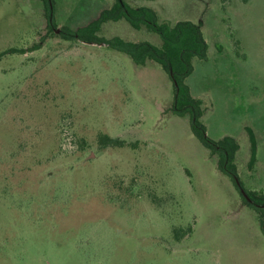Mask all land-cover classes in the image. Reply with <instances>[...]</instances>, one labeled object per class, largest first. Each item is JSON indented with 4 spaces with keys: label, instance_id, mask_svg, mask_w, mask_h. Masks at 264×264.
Segmentation results:
<instances>
[{
    "label": "rangeland",
    "instance_id": "374dc122",
    "mask_svg": "<svg viewBox=\"0 0 264 264\" xmlns=\"http://www.w3.org/2000/svg\"><path fill=\"white\" fill-rule=\"evenodd\" d=\"M126 1L200 27L207 59L186 83L206 134L240 144L242 188L264 194V0ZM114 2L0 0V264H264V219L173 113L169 71L62 36ZM102 33L161 43L125 20Z\"/></svg>",
    "mask_w": 264,
    "mask_h": 264
},
{
    "label": "trees",
    "instance_id": "16d2710c",
    "mask_svg": "<svg viewBox=\"0 0 264 264\" xmlns=\"http://www.w3.org/2000/svg\"><path fill=\"white\" fill-rule=\"evenodd\" d=\"M50 13L49 0H43ZM154 1V0H148ZM125 20L135 30L146 28L160 37L161 43L155 45L150 42H134L122 37L115 36L106 38L102 31L103 25L109 22ZM49 27L55 31L54 20L50 17ZM62 36L66 40H75L88 43L106 44L110 49L123 53L131 58L138 66H145L148 62H155L171 74L175 97L172 110L176 116L185 117L189 115L192 119V133L199 142L214 156L218 157L219 170L234 180L237 185L238 168L236 163L240 144L233 137L214 140L206 132L203 123L204 116L203 101L192 95L186 79L194 71L195 59L206 60L208 46L204 40L200 27L191 21H179L175 24L159 22L155 10L146 6H133L126 0H115V2L87 25L75 30L63 28ZM2 54H0L1 57ZM177 82V85L175 84ZM102 147H122L125 142L112 138L108 135L100 137ZM248 198L242 192L245 203L256 210L259 217L264 219V194L246 191Z\"/></svg>",
    "mask_w": 264,
    "mask_h": 264
},
{
    "label": "water",
    "instance_id": "95a60500",
    "mask_svg": "<svg viewBox=\"0 0 264 264\" xmlns=\"http://www.w3.org/2000/svg\"><path fill=\"white\" fill-rule=\"evenodd\" d=\"M50 5H51V3H50ZM51 7H52V5H51ZM175 84L177 85V82L175 81ZM236 182H237V185L239 186V187H241V183H240V181L236 178ZM241 192H242V194L246 197V198H248V200H250L249 199V197H248V195H247V193L245 192V190L243 189V188H241Z\"/></svg>",
    "mask_w": 264,
    "mask_h": 264
}]
</instances>
